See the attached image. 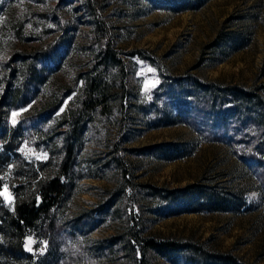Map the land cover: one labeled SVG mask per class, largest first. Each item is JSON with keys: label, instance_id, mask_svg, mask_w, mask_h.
<instances>
[{"label": "rangeland", "instance_id": "obj_1", "mask_svg": "<svg viewBox=\"0 0 264 264\" xmlns=\"http://www.w3.org/2000/svg\"><path fill=\"white\" fill-rule=\"evenodd\" d=\"M104 43L121 64L106 71L107 106L81 124L70 196L47 220L55 228L25 230L22 254L0 264H136L133 235L264 264V176L180 121L168 90L193 77L263 92L264 0H0V191L11 197L0 196V244L16 238L4 219L60 172ZM191 186L231 199L229 211L180 213L183 202L157 192ZM109 199L96 228L79 225ZM145 262L172 264L154 252Z\"/></svg>", "mask_w": 264, "mask_h": 264}, {"label": "trees", "instance_id": "obj_2", "mask_svg": "<svg viewBox=\"0 0 264 264\" xmlns=\"http://www.w3.org/2000/svg\"><path fill=\"white\" fill-rule=\"evenodd\" d=\"M91 10L96 14L94 7H91ZM95 24V38L101 45L107 39V32L101 23L96 21ZM102 46L98 65L86 82L82 108L72 114V130L60 172L52 181L39 185L40 196L37 199L19 204L17 215L4 219L8 239L10 230L16 233V238H12L7 247L0 244L1 255L11 253L17 257L22 254L20 239L25 230L36 229L42 224L47 225L43 228L48 233L53 232L55 228L53 221L48 223L47 220L51 218V211L70 196L73 187V165L82 147L84 126L81 124L92 116L97 108L101 107L103 110L107 106L110 83L106 71L121 64L113 45L104 43ZM101 68L103 69L99 71ZM168 90L172 99L176 101L180 121L195 130L205 142L228 145L240 160L247 163L255 172L259 173L260 170L264 176V87L261 88L263 92L239 87L220 88L214 84H202L197 78L190 77L179 82L176 88ZM124 179L126 181V173ZM157 192L166 194V197L163 195L165 201L183 202L185 206L180 213L227 212L232 204V200L222 194L195 186L179 191ZM115 202L109 199L100 209L86 213L79 219V225L87 227L91 224L96 228L100 221L99 214L100 216L108 214L106 212L115 205ZM13 236L11 233L10 237ZM127 245L136 264H147L145 261L150 252L172 264H247L231 254L211 252L204 246L193 243L143 239L140 235H133ZM138 253H141L142 261L137 259Z\"/></svg>", "mask_w": 264, "mask_h": 264}, {"label": "snow or ice", "instance_id": "obj_3", "mask_svg": "<svg viewBox=\"0 0 264 264\" xmlns=\"http://www.w3.org/2000/svg\"><path fill=\"white\" fill-rule=\"evenodd\" d=\"M149 71H151V69H149ZM147 88H148V84H147V82H146V84H145V90H147ZM62 110H63V109H61V111H62ZM17 115H19V113H17V112H13V113H12L13 118L16 117ZM14 122H15V121H14ZM0 196H3V198H4L5 200H7L9 203H11V197H10V195H9V193H8V188H7L6 186L3 188L2 191H0ZM29 243H30V242H29ZM27 250H28V251H32L31 247H28Z\"/></svg>", "mask_w": 264, "mask_h": 264}]
</instances>
